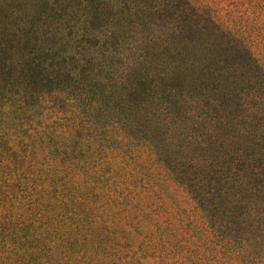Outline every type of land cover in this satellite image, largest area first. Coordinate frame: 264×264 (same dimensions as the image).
Instances as JSON below:
<instances>
[{"label":"trees","instance_id":"16d2710c","mask_svg":"<svg viewBox=\"0 0 264 264\" xmlns=\"http://www.w3.org/2000/svg\"><path fill=\"white\" fill-rule=\"evenodd\" d=\"M108 4L0 0L1 135L17 115L22 138V126L33 123L38 111L70 112V118L82 112L83 122L97 116L100 128L125 135L120 145L136 150L134 156L146 152L149 169L156 161L164 165V198L169 179L187 191L195 205L190 220L169 212L166 203L164 221L156 219L147 195L157 183L148 173L141 217L150 227L142 239L138 227L128 236L119 231L117 259L114 255L109 264H264V67L236 33L191 0H166V9L180 18L178 26L169 27L174 39H161L157 45L152 37L145 46L143 39L141 44L134 39L133 50L140 55L125 69L116 70L113 62L108 71L107 59L100 62L99 54L88 53L91 47L102 55L110 50L105 41L99 45L101 30L95 28L106 21L113 8ZM136 11L145 13L147 8L140 3ZM184 14L194 16L197 25L198 20L207 21L197 27L206 38L200 36L192 46L182 41L190 26ZM111 32L119 44L117 31ZM229 56L244 62L236 65L248 67L247 81L257 80L256 87L240 88L234 72L227 71L232 67L221 65L229 63ZM99 110L103 115H93ZM237 111L244 117L235 116ZM245 125L251 132L243 133L249 141L243 145L236 131ZM157 138L165 143L160 145ZM188 150L196 157L186 158ZM104 255L107 259L108 252Z\"/></svg>","mask_w":264,"mask_h":264},{"label":"rangeland","instance_id":"374dc122","mask_svg":"<svg viewBox=\"0 0 264 264\" xmlns=\"http://www.w3.org/2000/svg\"><path fill=\"white\" fill-rule=\"evenodd\" d=\"M106 1L113 8H110L106 21L100 25L96 23L95 28L101 30L99 45L105 41V47L110 50L102 55V51L98 53L97 48L91 47L88 53L99 54L97 61L100 62L107 59L108 71L112 68L111 63L116 62V70L121 71L132 57L140 55V51L133 50L134 39L138 38L137 43L140 44V39H143L144 46L152 37L158 39L157 45L161 39H174L169 27L178 26L180 18L176 20L177 15H172L174 11L166 9V0H151L150 3H146L147 0ZM175 1L171 0V3ZM191 2L217 23L236 33L264 67V0ZM130 3L131 10L128 11ZM140 3L147 8L145 13L136 11ZM152 4L155 8H151ZM139 15L144 22L137 28ZM183 17L190 26L182 41L192 46L200 41V36L204 40L206 32L198 31L197 27L207 25V21L198 20L197 25L194 16L184 14ZM113 30L119 35V44H114L111 38ZM181 45L187 47L186 44ZM228 60L229 63L221 65L232 67L227 71L234 72L240 88L258 85L257 80L247 81L248 67L240 68L244 62L230 60V56ZM235 67L239 69L235 70ZM38 112L33 123L22 126L25 138L17 131L21 119L18 115L8 123L2 135L0 132V139L4 138L0 145V264L114 262L121 241L122 233L118 235L119 231H123L122 236H128V231L138 227L142 231V239V233L150 227V223L141 217L148 173L157 183L147 195L153 203L152 209L159 215L156 218L152 214L153 217L164 221L167 214H164L162 203H166L169 212L180 214L184 221L190 220L189 215L195 205L187 191L169 179V187L166 188L168 198H164L162 184L168 176L164 165L156 161L149 169L151 161L147 159L146 152L136 157V150L133 152L131 147L130 150L124 147L126 144L120 145L121 141L125 143V135L113 128H100L102 122H98L97 116L89 117L88 123L86 120L83 122L82 112L79 117L74 115L76 118H70V112L64 115L50 110ZM238 114L241 115L239 118L244 117L241 111L235 112V116ZM72 121L74 125L71 128ZM244 129L239 126L236 133H240V141L246 145L249 141L243 138V133L247 135L251 131L246 125ZM157 141L160 145L165 143L159 138ZM173 149L178 150L177 147ZM186 155V158L196 157L189 150ZM184 158L177 156V160L184 161ZM131 188L134 191H129ZM147 211L146 215L150 209ZM134 214L136 217H132Z\"/></svg>","mask_w":264,"mask_h":264}]
</instances>
